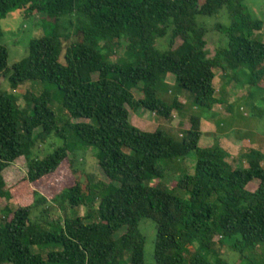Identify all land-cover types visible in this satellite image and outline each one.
Wrapping results in <instances>:
<instances>
[{
	"label": "trees",
	"instance_id": "trees-1",
	"mask_svg": "<svg viewBox=\"0 0 264 264\" xmlns=\"http://www.w3.org/2000/svg\"><path fill=\"white\" fill-rule=\"evenodd\" d=\"M222 8L230 22L214 28L226 42L210 56L207 28L196 17ZM15 9L43 14L51 26L12 65L10 88L26 81L56 86L68 118L56 117L48 89L38 95L26 91L24 106L15 94L0 91V198H10L2 171L21 156L29 183L53 173L65 159L75 182L50 199L33 191L29 205L3 206L0 264H143V218L155 224L153 264H226L217 242L229 243L241 262L257 264L246 251L264 245V154L249 149L241 154L245 164L233 167L218 143L199 146V116H190L176 139L161 128L135 127L127 107L172 119L183 103L157 96L168 74L207 110L219 101L216 69L233 78L244 66L248 83L264 89V41L254 36L264 22L243 0H0V19ZM160 38L166 39L163 51L155 46ZM117 48L126 62L108 59ZM7 57L0 45V78L8 71ZM53 138L61 143L51 152L35 153L37 143ZM86 148L94 150L103 178L80 169ZM190 151L196 157L193 172L174 183L185 198L160 182L151 184L164 174L159 159ZM252 180L258 182L249 187Z\"/></svg>",
	"mask_w": 264,
	"mask_h": 264
},
{
	"label": "rangeland",
	"instance_id": "rangeland-1",
	"mask_svg": "<svg viewBox=\"0 0 264 264\" xmlns=\"http://www.w3.org/2000/svg\"><path fill=\"white\" fill-rule=\"evenodd\" d=\"M243 4L255 17L264 22V0H243ZM44 17L43 14L34 12L25 15L23 9H15L0 19V28L2 30L0 45H4L8 52V71L6 75L0 78V91H8L15 94L18 98V103L24 106L23 95L26 91L38 95L41 90L48 89L52 97L50 106L55 111L56 117L64 120L68 118V115L61 106V97L56 86L38 81H26L21 83L16 89H12L7 81L12 65L25 56L29 41L45 34L46 28L51 26L50 18ZM196 20L207 28L206 49L211 56L217 46L226 42L225 35L217 31L214 26L216 24L228 25L230 22L228 14L225 8H222L216 15H198ZM254 36H258L260 40L264 41V27L259 31H255ZM155 46L159 50H165L167 48L166 39H157ZM121 51L122 49L117 48V52L113 56H109L108 59L126 62ZM60 60L63 61L62 58ZM215 75L213 86L215 88V96L219 101L211 109L207 110L195 105L193 95L189 91L178 87L174 75L168 74L164 78L163 85L157 87V96L166 102H171L173 98L177 97L183 103V106L179 110L173 111L172 119L170 120L142 107L137 110L127 107L130 123L145 131L161 128L178 139L180 134L187 128L189 117L192 115L199 116L202 131L199 146L211 147L218 143L224 148L233 167L243 166L245 158L241 154L247 150L257 149L264 154V89L262 88L263 86L255 87L248 83L249 73L244 66L240 67L233 78L224 77L220 69L215 70ZM132 91L136 96L140 95L137 89ZM71 120L73 122L83 121V119ZM84 121H89L91 124L95 123L92 119ZM60 143L61 140L59 138L48 139L45 143H37L34 151L42 156L51 152ZM93 153L94 150L91 148L80 151V169L82 168L86 173L93 175L95 179H101L103 176L97 167ZM195 160L196 157L193 151L175 159H159L158 164L163 168L164 174L160 179H153L151 184L160 182L167 189L172 190L174 194L185 198L186 192L175 187L174 183L183 174L193 172ZM262 164L264 166V160ZM25 173L26 159L23 156L18 157L2 171L10 198H0V210L4 205H8L10 208L29 205L33 200V191H38L47 199H50L63 187L70 186L75 182L67 159L63 160L53 173L33 183L27 182ZM257 182V180H252L249 187L255 183L257 184ZM80 212L83 213L84 209L81 208ZM1 219L2 212L0 211V221ZM139 230L145 237L143 264H153L155 224L151 219L143 218L139 223ZM114 238H118V234ZM194 247L198 248L196 242ZM215 248L226 264H245L247 262L244 258L242 259L243 262H241L239 253L231 248L227 242H217ZM246 254L251 256L257 264H264V245L258 246L252 252L246 251ZM208 258L214 259L211 256H208ZM114 264L129 263L127 260H117Z\"/></svg>",
	"mask_w": 264,
	"mask_h": 264
}]
</instances>
